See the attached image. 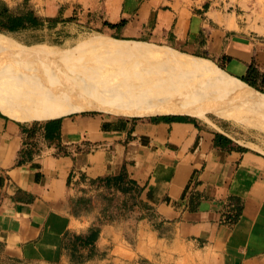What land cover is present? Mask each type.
<instances>
[{
    "label": "crops",
    "instance_id": "0c3cea01",
    "mask_svg": "<svg viewBox=\"0 0 264 264\" xmlns=\"http://www.w3.org/2000/svg\"><path fill=\"white\" fill-rule=\"evenodd\" d=\"M27 2L60 27H89L210 57L237 78L252 60L264 67V32L222 9H174L166 0ZM122 171L138 186L139 205L104 219V208L115 204L102 200L106 189L91 182ZM81 195L90 203L75 213ZM230 197L241 203L234 222L226 221ZM92 228L93 252L79 247L74 252L83 260L75 261L66 236ZM0 242L6 256L27 264H115L134 257L158 264H264V151L191 112L91 110L24 122L0 110Z\"/></svg>",
    "mask_w": 264,
    "mask_h": 264
},
{
    "label": "rangeland",
    "instance_id": "374dc122",
    "mask_svg": "<svg viewBox=\"0 0 264 264\" xmlns=\"http://www.w3.org/2000/svg\"><path fill=\"white\" fill-rule=\"evenodd\" d=\"M4 1H6L12 8L17 10L23 7H28L27 0ZM166 4V6L172 7L174 9H183L186 7L195 9V6H200L203 10L207 9L208 7L222 9L224 12L235 15L236 18L240 20V22H242V20H247L248 22L253 23L256 22L258 27H255V32H259L260 34L264 32V0H166ZM93 36L107 37V35L94 28L88 27L84 30L83 28L71 30L66 27H60L56 24L51 25L50 23L46 24V26L41 29L22 31L16 34H7L0 32V37L5 38V40H0V62H8L13 64L14 66H20L22 70L24 69L25 71H29V73H27V71H24L26 74H36L41 82H49V87L43 90L45 94H48L52 90L55 93H58L60 97L66 96L68 92H72L67 89L70 86L68 81L71 82V85L73 84V86L76 87H84L89 88L90 90H97L101 87L109 86L108 82L110 85L113 84L114 80H116L119 75L125 73L127 74L124 79L129 77H138L140 75L143 76L148 73H159L158 80L157 78L156 80L152 79L153 76L150 78L152 79L150 81L152 85H156L157 82L161 83V81L164 83L166 82V86L171 85V87L173 88L177 87V91H180L179 89H182L180 92L185 91V96L191 101H202L207 105H222L225 108L234 107V111L238 113L243 109L246 117L244 118L243 115L238 116L239 114L235 113L234 115H237L236 117L240 118L237 120L238 122H236L234 120L221 116L207 106H198V108H201L202 113L209 117L210 121L216 124H222V126L233 137H235L236 139H251L253 142L262 146V150L264 151V112H260L259 114L256 110H248L247 108H245V105L242 104L246 100L245 96L259 98L260 96L258 94L264 95V92H261L250 86H245L243 83H240L236 80H232L231 83L237 86L240 90L229 89L228 87H225L223 85L220 86V84L211 79L212 77L209 76V74H199L192 72L188 73L185 70L183 71L182 69H177V66L173 65L166 59L161 60L140 58L137 56L128 57L124 55H112L111 52L106 51L102 48L94 47L86 41L88 38H91ZM107 38L112 37L108 36ZM7 39L11 41H8ZM129 41L131 43L137 42L160 45L140 40ZM160 46H165L170 48L174 52H179L174 48L166 45ZM198 58L212 62L218 68L226 72L224 68H221L219 66L222 65V62H220L219 60L217 61L210 57ZM84 72L88 76L90 74L89 78H83L86 77ZM184 72L187 73L185 74ZM82 73L84 74L82 75ZM102 74L105 76H103ZM91 75L93 76L91 77ZM114 76H116V78ZM166 77H168V79ZM83 79H85V81ZM109 79L113 82L109 81ZM261 99L264 100V97H262ZM263 100H261V107L254 106L253 103H249L246 105L255 108L257 107L259 111H264ZM95 111L114 114L103 110ZM255 112H257L258 115ZM253 119L256 121L254 124L250 123V120ZM29 122H33V120ZM102 200L106 201L105 199ZM111 201L112 202L110 203L115 204L117 208H115L113 205L110 209L104 208L105 212H111L113 214H117V216H124L129 214V210L126 209V207H122L120 209V205H130V199L124 197L122 199L118 198L116 201ZM106 202L108 203V201ZM113 207L116 209L115 212V209ZM8 261L13 264H27L19 260ZM115 264L158 263L155 261H147L145 263H141L140 258L134 257L131 260L128 259L122 262H117Z\"/></svg>",
    "mask_w": 264,
    "mask_h": 264
},
{
    "label": "bare ground",
    "instance_id": "6f19581e",
    "mask_svg": "<svg viewBox=\"0 0 264 264\" xmlns=\"http://www.w3.org/2000/svg\"><path fill=\"white\" fill-rule=\"evenodd\" d=\"M107 37L93 36L88 38L86 41L94 47L102 48L116 56L124 55L128 57L137 56L149 59H166L173 65L177 66V69H182L183 71L185 70L188 73L209 74L213 81L220 84V86L223 85L229 89L240 90L237 86L231 83L232 80H236L243 83L245 86H248L238 78L229 76L226 72L218 68L210 61H205L198 57L186 55L180 52H174L165 46L137 42L131 43L129 40ZM1 39L5 40L4 37H0V40ZM7 40L11 41L9 39ZM24 71L25 70H22L20 66H14L8 62H0V110L10 117L24 122L64 116L85 110H103L118 115L128 116L191 112L203 117L205 115L202 113L201 108H198L200 105L207 106L221 116L236 122H238L237 120L240 118L236 117L237 115L235 116V113L239 114L238 116L243 115L244 118L246 117L243 109L238 113L234 111V107L225 108L222 105H207L202 101H191L185 96V91L180 92L182 89L177 91V87L173 88L171 85L166 86V82L164 83L161 81V83L157 82L156 85H152L150 81L152 79L156 80V78L158 80L159 73H148L143 76L140 75L138 77H129L124 79L127 74L125 73L119 75L118 78L114 76L116 80L112 78V75L111 78L114 80V83L110 85L107 81L109 86L101 87L97 90L76 87L73 86V84L71 85V82L68 81L70 86L67 89L72 92H68V94L66 93V96L60 97L58 93H55L52 90L48 94H45L43 90L49 87V82L46 83L42 81L44 82L42 83L36 74H26L25 72L27 70L25 72ZM27 73H29V71H27ZM84 73H82V75ZM85 76L86 77L83 78H89L90 74L88 76L85 73ZM92 76L93 75H91V77ZM152 76L153 78L150 79ZM166 78L168 79V77ZM85 79L83 80L85 81ZM109 81L113 82L110 79ZM258 95L260 97H264L262 94ZM260 97L252 98V96H245V103L243 102L242 104H244L245 108L248 110H256L260 114V112L262 113L264 111H259L257 107L255 108L246 105L253 103L254 106L261 107V100L263 99ZM255 113L258 115L257 112ZM255 122L256 121L254 119L250 120V123L252 124Z\"/></svg>",
    "mask_w": 264,
    "mask_h": 264
},
{
    "label": "trees",
    "instance_id": "16d2710c",
    "mask_svg": "<svg viewBox=\"0 0 264 264\" xmlns=\"http://www.w3.org/2000/svg\"><path fill=\"white\" fill-rule=\"evenodd\" d=\"M56 19L50 17H43L38 15L33 9L29 6L26 8H20L19 10L12 8L6 1L0 0V32L7 34H16L22 31L27 30H37L43 28L47 23L54 25ZM123 23V20L115 25L118 26ZM223 61H228L231 59L230 56L223 55ZM223 68V65H219ZM241 81L246 83L248 86L253 87L261 92H264V67H260L252 60L244 73V75L238 77ZM93 188L101 189L105 188L106 192L100 195V198L105 199L109 203L111 200L116 199L117 193H120L125 196V198L130 199V205L122 204V207H126L128 210H132V207L137 205V192L139 191L138 186L134 181L128 179L124 172L122 171L117 176H103L91 182ZM118 199V197H117ZM230 202L232 204L231 213L226 215V221L234 222L240 213L241 203L238 199L230 197ZM89 199L83 195L79 196L74 202V212L78 213L83 208L89 206ZM139 205V204H138ZM115 208H117L115 206ZM103 218L112 220L117 217V214L111 212H102ZM97 237V230L92 228L87 234H70L66 236L64 240V247H69L71 252V257L75 261H82V256L76 254L74 251L79 247H90L91 251L94 250V241ZM69 239V240H68ZM93 252V251H92ZM91 254V253H90ZM0 264H13L8 260H17L6 256L3 253V245L0 242ZM7 261V262H6ZM148 260L141 259V263H145Z\"/></svg>",
    "mask_w": 264,
    "mask_h": 264
}]
</instances>
